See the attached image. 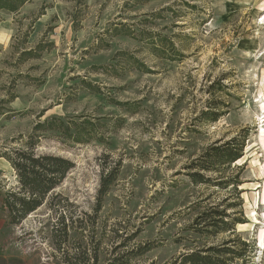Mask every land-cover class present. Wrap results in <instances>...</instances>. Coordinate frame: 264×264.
Returning a JSON list of instances; mask_svg holds the SVG:
<instances>
[{
    "label": "rangeland",
    "instance_id": "obj_1",
    "mask_svg": "<svg viewBox=\"0 0 264 264\" xmlns=\"http://www.w3.org/2000/svg\"><path fill=\"white\" fill-rule=\"evenodd\" d=\"M119 24L130 36L115 34ZM40 42L51 47L37 59L16 61ZM122 52L127 56L117 57ZM11 95L15 100L2 103ZM124 103L131 111L118 105ZM209 111L218 121L207 119ZM49 117L92 124L95 139H41L39 153L61 156L74 168L20 225H7L0 209L6 262L64 264L60 248L71 254L80 239L99 242V264H106L132 234L128 248L157 247L131 264H163L219 243L226 234L200 237L190 227L211 206L234 212L226 205L238 200L230 189L193 184L188 174L197 170L187 167L210 146L242 134L240 160L219 166L222 173H201L240 183L243 223L236 232L254 242V264H264V0H32L15 14L0 11V154ZM116 163L119 175L94 231L70 229L60 244L59 217L70 224L92 216L100 172ZM8 165L0 158L3 196L17 184Z\"/></svg>",
    "mask_w": 264,
    "mask_h": 264
},
{
    "label": "trees",
    "instance_id": "obj_2",
    "mask_svg": "<svg viewBox=\"0 0 264 264\" xmlns=\"http://www.w3.org/2000/svg\"><path fill=\"white\" fill-rule=\"evenodd\" d=\"M32 0H0V11L17 13ZM121 30H115V34L130 36V32L125 30V26L119 24ZM118 29V28H115ZM28 35H24L26 41ZM162 45V44H161ZM163 46V45H162ZM51 44H42L41 42L31 50H22L18 53L16 61L24 63L30 59H37L44 51H48ZM126 53H120L117 57H126ZM181 57V55L179 54ZM162 58V57H161ZM133 63L134 68L141 72H147L145 66L133 57H128ZM85 87L99 94V89L89 83H84ZM16 96L11 95L8 100L2 103L15 100ZM127 107L129 110L132 105L128 103L118 104ZM131 111V110H130ZM135 111V110H133ZM209 111L207 119L212 122L218 121L219 118ZM42 116V115H41ZM41 116H38L40 118ZM87 122H74L71 119H61L58 117H49L43 121H37L32 127L30 133L23 137L18 136L11 140V144H18L14 149L8 148L7 151L0 154L15 173L16 186L6 192L2 198V210L7 213V225H20L29 215L33 214L46 203L48 196L60 187L66 179L69 172L74 168V164L61 156L51 153H39L37 147L45 134L49 137L56 136L59 140L72 144H86L91 139H95V127L92 124L90 128H85ZM247 135L238 134L227 142L218 146H210L200 157L194 160L188 167V170H197L188 174L193 184L208 185L219 189H230L231 196L235 197L238 202L226 205L227 210H235L227 213L226 210L219 211L218 206H211L200 213L194 220L190 229L200 237L215 238L219 234H226V239L217 244H204L199 247L180 253L163 264H254L255 245L254 242L244 240L238 232L236 226L242 224L239 218L243 211L241 210L242 202L239 199L240 193L237 187L239 182L232 178H224L222 174L217 182L205 177L201 172H219V166L229 168L242 158L243 150ZM120 170V164L109 167L107 171L101 170L99 182L95 194V205L93 206V215L84 214V220L76 219L70 224H66L63 217L58 220L59 229L63 233V241L67 239V233L71 230H78L83 233L94 231L98 213L102 210L103 200L109 193L111 187L117 181ZM227 201H223L225 204ZM51 207V206H50ZM239 209V210H237ZM238 215V216H237ZM54 229V230H57ZM137 234H132L122 243L112 249L111 258L106 264H131V261L142 258L145 254L155 249L157 246L152 242L138 244L135 247L128 248L129 241L133 240ZM59 245V244H58ZM99 245L76 241L72 244L73 253H69L67 248L62 249V259L64 264H99ZM4 249L0 247V264L16 263L22 264L20 260L10 258L7 262L4 260ZM148 264H157L150 262Z\"/></svg>",
    "mask_w": 264,
    "mask_h": 264
},
{
    "label": "crops",
    "instance_id": "obj_3",
    "mask_svg": "<svg viewBox=\"0 0 264 264\" xmlns=\"http://www.w3.org/2000/svg\"><path fill=\"white\" fill-rule=\"evenodd\" d=\"M9 167H10V165H9ZM3 197H4L3 194H0V209H1V211H3L2 208H1V206H2V198ZM3 213H6V212L3 211ZM5 219H6V217H5ZM3 226H4V221L1 220V222H0V234H1V230H2ZM0 247H4V242H3V240H1V235H0Z\"/></svg>",
    "mask_w": 264,
    "mask_h": 264
},
{
    "label": "bare ground",
    "instance_id": "obj_4",
    "mask_svg": "<svg viewBox=\"0 0 264 264\" xmlns=\"http://www.w3.org/2000/svg\"><path fill=\"white\" fill-rule=\"evenodd\" d=\"M263 133H264V131H263ZM9 166V165H8Z\"/></svg>",
    "mask_w": 264,
    "mask_h": 264
}]
</instances>
